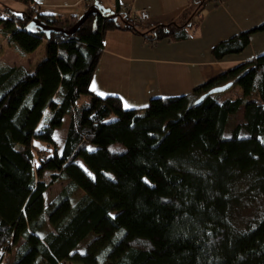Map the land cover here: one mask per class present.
<instances>
[{
  "label": "trees",
  "instance_id": "16d2710c",
  "mask_svg": "<svg viewBox=\"0 0 264 264\" xmlns=\"http://www.w3.org/2000/svg\"><path fill=\"white\" fill-rule=\"evenodd\" d=\"M17 1L26 8L0 19L2 39L23 57L45 43L47 57L32 72L0 62V264L12 253V264H264V54L189 94L126 108L90 86L107 32L139 34L140 21L101 8L73 35L48 34L32 19L69 29L79 17ZM211 1L193 0L189 20L144 36L179 37ZM257 32L264 23L216 44L215 60L242 53ZM230 82L243 96L198 102ZM67 115L62 149L37 147L36 134L53 136ZM256 201L262 210L240 226L239 210Z\"/></svg>",
  "mask_w": 264,
  "mask_h": 264
},
{
  "label": "crops",
  "instance_id": "0c3cea01",
  "mask_svg": "<svg viewBox=\"0 0 264 264\" xmlns=\"http://www.w3.org/2000/svg\"><path fill=\"white\" fill-rule=\"evenodd\" d=\"M16 2L26 8L17 0H0V19L10 16V11H22ZM33 2L36 11L61 19L80 17L94 3L112 11L127 10L132 15L143 9L149 12L150 18L140 21L143 27L139 28V34L121 29L107 32L90 86L94 94L119 96L126 108L146 106L154 97L189 94L237 64L264 54V32L253 33L249 46L240 54L229 55L221 61L215 60L212 54L216 44L264 23V0H212L203 8L202 18L181 28L179 37L156 42L147 40L143 33L158 25L189 20L193 17V0ZM1 34L2 44L5 40Z\"/></svg>",
  "mask_w": 264,
  "mask_h": 264
},
{
  "label": "rangeland",
  "instance_id": "374dc122",
  "mask_svg": "<svg viewBox=\"0 0 264 264\" xmlns=\"http://www.w3.org/2000/svg\"><path fill=\"white\" fill-rule=\"evenodd\" d=\"M13 1V0H10ZM18 7L23 10L25 6L22 3L16 2ZM12 4V2H11ZM12 9L13 6H10ZM139 27L142 28L141 22L139 24ZM2 25H0V30L2 29ZM1 32V31H0ZM1 34V33H0ZM1 40V39H0ZM47 57V51L45 43H42L37 50H35L32 53H29L26 57L21 56L19 53L16 52L13 46L7 45L6 42L0 43V62H3L10 66H24L26 69H28L30 72L34 71L35 66L44 60ZM226 96L236 98L243 96V92L238 84H234L230 89L224 92ZM250 98H257L256 95L251 96ZM83 100H87V97H84ZM56 107V104H52L50 106V109H54ZM242 111L239 112L238 116L235 118V123H241L243 121ZM70 117L67 115L64 118L63 124L61 127H59L55 134L53 136H50L45 133H38L35 136V145L37 147H51V149L60 151L62 149L63 143L65 141V138L67 136L68 131V124H69ZM46 129V127H45ZM79 163L84 167L87 168L84 164L83 160L80 159ZM65 185V182L58 183L52 187L49 188L47 191L45 198L47 204H49L51 201L55 199V197L58 195L62 187ZM78 195H81L79 193ZM246 207L241 208L236 216V220L238 221V224L240 226H244L248 221L256 217L259 211L262 210V204L260 202H254V203H247ZM91 237L84 240L79 250H84L87 243L89 242ZM14 260V253L11 255H8L6 257L5 263L6 264H12ZM60 264H78V263H71V262H61Z\"/></svg>",
  "mask_w": 264,
  "mask_h": 264
},
{
  "label": "water",
  "instance_id": "95a60500",
  "mask_svg": "<svg viewBox=\"0 0 264 264\" xmlns=\"http://www.w3.org/2000/svg\"><path fill=\"white\" fill-rule=\"evenodd\" d=\"M101 8H103V7H101L97 3L92 4L83 13V15H81L79 17V19L77 20V22L71 28H69V29L50 27L46 23L40 21L37 17L33 18L30 24H31V26H37L39 29H41L42 31H44V32H46L48 34H51V33H62V34H70V35H73L85 23V21L88 19V17L90 15L98 13ZM232 85H233V83L230 82V83H227L225 85H222V86H219V87H215V88L211 89L210 91H208L206 94H204L202 97H200V99L198 100V102H201L209 94L225 92L228 89H230L232 87Z\"/></svg>",
  "mask_w": 264,
  "mask_h": 264
},
{
  "label": "built area",
  "instance_id": "2783aa9c",
  "mask_svg": "<svg viewBox=\"0 0 264 264\" xmlns=\"http://www.w3.org/2000/svg\"><path fill=\"white\" fill-rule=\"evenodd\" d=\"M88 1L93 2L94 0H88ZM133 16L137 21H146L150 18V14L146 9H143L140 12H134Z\"/></svg>",
  "mask_w": 264,
  "mask_h": 264
},
{
  "label": "snow or ice",
  "instance_id": "6c2138e0",
  "mask_svg": "<svg viewBox=\"0 0 264 264\" xmlns=\"http://www.w3.org/2000/svg\"><path fill=\"white\" fill-rule=\"evenodd\" d=\"M101 95H104L103 93H100Z\"/></svg>",
  "mask_w": 264,
  "mask_h": 264
}]
</instances>
